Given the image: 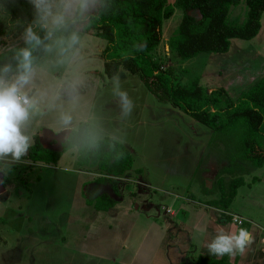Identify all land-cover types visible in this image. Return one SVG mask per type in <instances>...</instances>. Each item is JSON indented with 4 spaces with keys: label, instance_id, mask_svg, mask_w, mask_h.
<instances>
[{
    "label": "rangeland",
    "instance_id": "obj_1",
    "mask_svg": "<svg viewBox=\"0 0 264 264\" xmlns=\"http://www.w3.org/2000/svg\"><path fill=\"white\" fill-rule=\"evenodd\" d=\"M175 1L167 0L173 15L163 22L162 41L151 55L177 76L179 84L188 86L197 80L209 91L223 88L235 101L264 77V13L253 39H232L226 53H201L184 60L167 45L183 17ZM246 13L241 1L230 8L228 22L243 25ZM95 38L98 49H104L106 42ZM101 53L93 80L103 81L106 76ZM119 72L121 88L134 103L131 116L120 124L127 133L123 146L134 157L131 172L120 180L115 205L98 210L86 204L87 199L94 202L99 194H109L110 187L93 183L98 172L80 167L77 155L69 151L56 165L45 168L17 164L7 178L10 184L4 185L13 195L0 201L5 224L1 220L0 238L6 244L0 240V264H9L12 254L19 256L17 264H163L161 237L170 220L177 223L183 217L187 225L197 227L219 219L206 207L220 198L216 183L221 177L226 192L231 178L244 180L229 205L231 218L236 214L264 229V167L239 159L240 136L213 133L162 100L148 80ZM111 87L104 83L91 91L105 120L115 125L119 108ZM57 147L61 149L60 144ZM146 201L158 203L155 214L146 210ZM166 207H171L175 218L166 215ZM228 226L229 231L239 227L232 220ZM201 236H193L183 264H190L187 255L192 259L200 255L194 246Z\"/></svg>",
    "mask_w": 264,
    "mask_h": 264
},
{
    "label": "clouds",
    "instance_id": "obj_2",
    "mask_svg": "<svg viewBox=\"0 0 264 264\" xmlns=\"http://www.w3.org/2000/svg\"><path fill=\"white\" fill-rule=\"evenodd\" d=\"M111 8V0H0V184L44 131L73 154L122 157L118 146L127 133L120 124L131 116L133 100L121 88L119 71L93 80L99 50L92 26ZM104 83L119 108L115 125L91 91ZM197 229L208 230L206 224ZM253 242L247 228L220 229L206 249L211 256H234Z\"/></svg>",
    "mask_w": 264,
    "mask_h": 264
},
{
    "label": "trees",
    "instance_id": "obj_3",
    "mask_svg": "<svg viewBox=\"0 0 264 264\" xmlns=\"http://www.w3.org/2000/svg\"><path fill=\"white\" fill-rule=\"evenodd\" d=\"M241 1L246 5V21L240 26L230 24V8ZM111 3V10L100 15L92 26L94 36L106 42L101 53L105 75L110 78L122 69L148 80L161 94L162 100L170 102L213 133L223 138L236 136L239 139L240 136L239 150L242 153L236 154L239 159L256 168L264 167V77L235 101L223 88L209 91L197 80L183 86L173 72L163 69L151 55L162 41L163 22L173 15V8L167 0H111ZM175 7L183 12V17L167 45L179 59L186 60L201 53H226L230 40L256 37L261 28L264 0H176ZM66 151V146H61L59 151L46 149L36 136L28 158L33 163L56 165ZM118 151L123 153L119 159L108 151L95 156L77 155L80 167L98 172L93 183L109 186L114 196H117L120 180L131 172L134 157L123 145L118 146ZM221 178L216 183L220 198L207 205L227 213L229 216L218 221L228 225L232 219L228 213L229 205L244 180L242 177L231 178L226 192ZM115 202L106 192L98 195L94 202L86 200L88 206L94 205L98 210H108ZM240 227L249 230L250 225L243 220L238 229ZM238 256L239 253L213 258L200 254L195 259L187 255V259L190 264H236Z\"/></svg>",
    "mask_w": 264,
    "mask_h": 264
},
{
    "label": "crops",
    "instance_id": "obj_4",
    "mask_svg": "<svg viewBox=\"0 0 264 264\" xmlns=\"http://www.w3.org/2000/svg\"><path fill=\"white\" fill-rule=\"evenodd\" d=\"M98 50L101 53L103 51V48L98 49ZM36 136L39 137L44 148L49 149V150H54V151L59 150L57 147V146H59V143L52 142V141H54L55 138L52 136L51 132L44 131L42 134H40V135L37 134ZM43 138H44V140L47 141V143L45 141L43 143V141H42ZM24 160H25V162H23L21 164H24L27 166L37 165L38 167H42V168L48 167V165L43 164L41 162L33 163L32 160H29L28 156L26 158H24ZM125 178H123L121 180L123 181V180H125ZM5 183H7L9 185L10 180L6 179L4 181V183L0 184V201L3 200V198H5V200H8L13 195L12 194L13 191H10L7 187L4 186ZM110 191L111 192L109 194L108 193L107 194L116 200L117 196H114L111 188H110ZM145 192H147V191L145 190ZM145 192H143V193H145ZM165 193L167 196H169V195L173 196L168 192H165ZM141 194H142V192H141ZM173 197H175V196H173ZM175 198H177V197H175ZM3 203H5V202H3ZM157 204L158 203L146 201V206L144 204V207L146 208V210H148L150 212L153 210L154 211L153 213L155 214V209L157 208ZM206 208H207V210H211V214L217 216V218H222L221 215L227 214V213L222 212L220 210H217L213 207L208 206ZM166 209L169 210L168 213L165 212L166 215H168L170 217V219L175 218V212L171 209V207H166ZM233 216L239 217L240 219L244 220L242 217H240L236 214ZM1 220L2 219L0 218V222H1ZM208 220H209V222L206 223L207 229H208L207 232L198 231L197 227H195V226L190 227V225H187L184 222L183 217L177 223H175V220H170V223L167 224V228H169V229L167 230V232L165 231L166 233H164V235H162V237H161V243L163 245V250H162L163 262H164L163 264H183L184 255L188 251V249H190L189 247L192 245L191 241L193 240V236H195L196 233H202V236H201V241L198 244V246H196V247L194 246V248H196L195 250L198 251L200 254H203L205 256H209V257H213V258H219L217 256H211L207 253L206 244L211 240L212 236L215 235L217 233V231H219L220 229H223L226 232L229 231L228 230L229 226L225 225L224 223H220V225L217 224L218 219H215V221H212L211 219H208ZM199 221H200V223H202V220H199ZM247 223L250 225L249 231L252 233V235L254 237V242L250 247H248L246 249L244 254H239L236 264H264V236H262V234H264V229L254 221L250 220ZM2 225H5L3 223V220H2ZM167 235H168V237H167ZM0 240H1V242H3L5 244V241L2 238H0ZM13 245H14V243H13ZM4 246L6 247V244ZM171 250L173 253H171ZM19 259H20L19 256H16V254H12L10 261H7V262L9 264H17Z\"/></svg>",
    "mask_w": 264,
    "mask_h": 264
},
{
    "label": "built area",
    "instance_id": "obj_5",
    "mask_svg": "<svg viewBox=\"0 0 264 264\" xmlns=\"http://www.w3.org/2000/svg\"><path fill=\"white\" fill-rule=\"evenodd\" d=\"M167 212H169V210L167 211ZM232 217H234V216H232ZM236 217V216H235ZM232 220V222L235 224V225H237V226H240L242 223H236V222H234L233 221V219H231ZM240 220H242V219H240ZM243 221V220H242Z\"/></svg>",
    "mask_w": 264,
    "mask_h": 264
},
{
    "label": "water",
    "instance_id": "obj_6",
    "mask_svg": "<svg viewBox=\"0 0 264 264\" xmlns=\"http://www.w3.org/2000/svg\"><path fill=\"white\" fill-rule=\"evenodd\" d=\"M208 183H209V182H207V184H208ZM207 188H211V186L208 185Z\"/></svg>",
    "mask_w": 264,
    "mask_h": 264
}]
</instances>
